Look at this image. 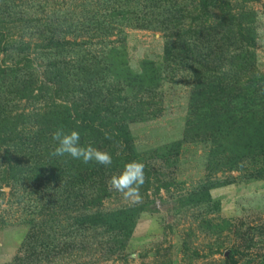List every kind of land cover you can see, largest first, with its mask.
Segmentation results:
<instances>
[{
    "label": "rangeland",
    "instance_id": "1",
    "mask_svg": "<svg viewBox=\"0 0 264 264\" xmlns=\"http://www.w3.org/2000/svg\"><path fill=\"white\" fill-rule=\"evenodd\" d=\"M0 264H264V0H0Z\"/></svg>",
    "mask_w": 264,
    "mask_h": 264
},
{
    "label": "clouds",
    "instance_id": "2",
    "mask_svg": "<svg viewBox=\"0 0 264 264\" xmlns=\"http://www.w3.org/2000/svg\"><path fill=\"white\" fill-rule=\"evenodd\" d=\"M51 138L55 142L54 150L51 152L54 157L68 156L84 164L95 163L103 166L112 163L109 153L93 147L90 143L81 145L78 131H65L61 127L52 133ZM144 167V164L138 161L126 163L123 170L108 181L109 189L120 193L125 200L133 204L140 203L142 200L140 188L146 179Z\"/></svg>",
    "mask_w": 264,
    "mask_h": 264
},
{
    "label": "trees",
    "instance_id": "3",
    "mask_svg": "<svg viewBox=\"0 0 264 264\" xmlns=\"http://www.w3.org/2000/svg\"><path fill=\"white\" fill-rule=\"evenodd\" d=\"M74 112H77L76 111V109H74ZM80 114V117H79V126L80 127H82V128H86L85 127V123H88V121H87V118L86 117H84V113L83 112H79ZM77 117V118H78ZM93 118H95V116H93L92 118H91V120H93ZM93 129H95L94 127H92V125H88V131H95V130H93ZM96 129L98 130V128L96 127ZM118 134H119V137L116 139V138H114L115 139V143L116 144H119L120 146H122V147H125V146H127L128 147V140H127V138H126V135L124 134V132L123 133H121V132H118ZM111 137V136H110ZM86 167V166H85ZM84 169H87V168H84ZM87 197V196H86ZM97 201H96V197H95V200L94 199H90L89 198V200L88 201H86L85 202V208H84V210L86 211V212H90V211H92V210H95V211H97L96 209L100 206L99 204H98V202L96 203ZM95 208V209H94ZM96 213V212H95ZM95 216L93 217L94 219H92L90 222H88V221H86V223L85 224H83V225H86V226H88L89 227V229H97V228H99L100 226H101V224H104V222H102L101 221V219H97L98 218V216H99V214L97 213V214H94ZM80 225H82V224H80V223H77V225L76 226H73L74 228H77V227H81ZM32 237H34V235H33V233H32V231H30L29 233H28V235H27V239H29V238H32ZM58 251H53V250H48L47 252H42V251H40L39 252V254L37 255L38 257H40V259L39 260H41V259H43L41 256L42 255H44V253L45 254H47V253H49L50 255H52V256H60V255H62V254H64L65 253V251L64 250H60V249H57ZM36 257V256H35Z\"/></svg>",
    "mask_w": 264,
    "mask_h": 264
}]
</instances>
